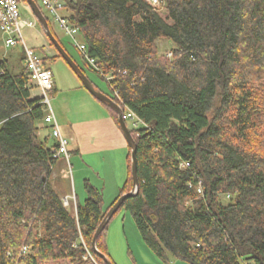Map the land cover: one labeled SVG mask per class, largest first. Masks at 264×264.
<instances>
[{
  "label": "trees",
  "instance_id": "1",
  "mask_svg": "<svg viewBox=\"0 0 264 264\" xmlns=\"http://www.w3.org/2000/svg\"><path fill=\"white\" fill-rule=\"evenodd\" d=\"M64 1L101 73L76 49L84 65L111 75L105 95L143 124L130 129L139 189L120 208L144 244L163 261L264 264V0ZM157 40L172 45L170 58ZM11 66L0 60V264H105L91 241L132 188L130 151L113 203L104 209L102 192L86 180L70 213V183L54 176L64 162L54 157L59 142L44 123L46 106L31 98L26 67ZM107 225L96 246L113 263ZM23 245L31 248L24 257Z\"/></svg>",
  "mask_w": 264,
  "mask_h": 264
},
{
  "label": "rangeland",
  "instance_id": "2",
  "mask_svg": "<svg viewBox=\"0 0 264 264\" xmlns=\"http://www.w3.org/2000/svg\"><path fill=\"white\" fill-rule=\"evenodd\" d=\"M34 1L46 17L51 32L67 49L70 57L76 63V65L80 69H83L84 72H82L85 77H87L88 80L102 93L110 94L107 81L102 79L95 72L86 68L69 36L66 35V33L59 27L58 23H56L40 6L39 0ZM18 11L21 20L31 21L34 23V18L26 9V3L24 0H19ZM64 12L65 10L61 11V14L63 15ZM159 13L162 17L166 16L163 9H159ZM22 37L27 46L34 48L37 55H39L44 60V63L48 65L52 72L53 78L55 79L57 85V90L54 93H49L48 98L50 100V105L57 123L60 127V131L63 137H65L63 128L69 123H72V120H79L81 117H83V115L87 116L90 113L96 112L98 109H103L104 106L96 101L81 86L79 79L62 59H57L55 61L48 59L49 57L55 56L56 51L48 44L45 33L38 21L33 29L29 27L22 29ZM78 38L79 36L76 37V41L80 43V39ZM156 45L159 54L170 58L167 54L172 53L173 49L172 45L168 41L157 40ZM42 49H44V51H42ZM22 51L23 48L21 45H18L13 49H5L0 34V60L6 59L8 62H12L10 59L20 57ZM47 56L49 57L47 58ZM12 70L15 72V69ZM33 91L36 95H42L38 88L34 89ZM126 124L127 128L130 129V123L127 122ZM44 133H46L44 130L40 131L38 134L39 137L45 135ZM60 160V162H64L62 172L58 175L56 173L54 176H60L62 181H66L67 184L70 183L68 184L70 186V192L68 191L70 195L69 198H67L69 203L68 205L65 204L64 206L70 211V213L75 214L74 197L77 194L80 202H82L83 198H85V194L82 189L79 191V187L78 189L74 187L71 172L69 179L68 170H70V166L68 161L64 157H61ZM62 183H60V185ZM90 184L93 185L91 182ZM102 195H104L103 208L106 209L113 203L114 197H111V193L109 194L108 191H103ZM105 243L107 246L108 255L114 264H188L172 257L171 255H168L167 261L157 258L144 244L131 214L124 208H120L108 223L105 233ZM29 249L30 254L31 248L29 247ZM91 259L94 261L92 256Z\"/></svg>",
  "mask_w": 264,
  "mask_h": 264
},
{
  "label": "crops",
  "instance_id": "3",
  "mask_svg": "<svg viewBox=\"0 0 264 264\" xmlns=\"http://www.w3.org/2000/svg\"><path fill=\"white\" fill-rule=\"evenodd\" d=\"M27 5L26 3V9L33 16L34 20H36L31 9L27 8ZM1 37L3 42L2 34ZM47 42L50 45L48 39ZM32 49L34 50V48ZM23 56L22 51L20 57L10 59L12 60V62L9 61L12 65L11 69H15L18 72L22 66L24 67ZM49 58L52 61L60 59L57 57V51L55 52V56ZM45 65L48 67L47 64ZM53 80V89L56 92L57 85L54 78ZM28 83L31 98H39L40 96L36 95L33 91L37 89L34 82L29 79ZM104 108L98 109L96 112L90 113L87 116L83 115L79 120H72V123H69L63 128V132L65 135L64 138L68 142L69 179L71 172L74 187L77 189L79 187V191L81 189L83 190L84 182L87 180L100 190L102 194L103 191H108L109 194L111 193V197H114L115 200L129 174V147L114 117ZM69 195L70 193L64 198H69ZM76 197L80 202L76 194L74 197L75 203ZM74 209L76 211V204Z\"/></svg>",
  "mask_w": 264,
  "mask_h": 264
},
{
  "label": "built area",
  "instance_id": "4",
  "mask_svg": "<svg viewBox=\"0 0 264 264\" xmlns=\"http://www.w3.org/2000/svg\"><path fill=\"white\" fill-rule=\"evenodd\" d=\"M151 3H157L158 0H150ZM18 2L19 0H0V32L3 36V43L6 49H13L18 45H21L23 48V62L29 73V79L34 82L35 86L40 90L42 99V103L45 104L47 113L44 117V123L51 127L52 136L55 137L59 142V147L55 150L54 157H64L67 161L69 159V152L67 149L68 142L62 136L56 118L52 112L50 106V100L48 98V94L52 91L54 86V80L51 70L45 65L44 60L37 55L35 50L28 47L22 37V29L29 27L33 28L37 23V20H34V23L31 21L21 20L19 17L18 11ZM40 6L46 11V13L56 22L59 27L66 33L67 36L72 40L76 49L83 54L84 59L88 63V65L101 73L99 67L95 63V61L90 58L85 53V46L82 43H78L76 41V37L78 35V31L74 28L64 14H61V11H64L65 1L64 0H39ZM27 8L29 6L27 5ZM169 57L172 56V53L167 54ZM107 82L112 80L111 75H107L104 77ZM117 95L116 93H114ZM123 119L125 123H130V129H137L142 126V122L136 115L128 110H123ZM182 168L188 166V164H182ZM197 193L201 194L202 189L200 186L197 188ZM68 199L65 198L63 200V204L68 205ZM80 242L83 247L86 249L83 240L80 238ZM29 247L23 245L20 249V255L26 256L29 254ZM91 256L88 255L84 257V259Z\"/></svg>",
  "mask_w": 264,
  "mask_h": 264
},
{
  "label": "water",
  "instance_id": "5",
  "mask_svg": "<svg viewBox=\"0 0 264 264\" xmlns=\"http://www.w3.org/2000/svg\"><path fill=\"white\" fill-rule=\"evenodd\" d=\"M25 2L29 5L34 17L39 22L40 26L42 27L45 36L49 40V42L54 46L58 54L61 56L62 60L67 64L70 70L76 75V77L81 82L83 88L98 102L104 103L105 105L109 106L117 115V120L119 124V128L125 137V140L128 144L129 151H130V172L132 177V188L128 193L121 195L117 201L112 205V207L108 210L105 214L104 218L102 219L101 223L99 224L98 228L96 229L92 241H91V249L92 251L99 255L105 264H113L107 256L99 252L97 249L96 243L98 240L99 235L104 230L106 225L109 223L113 215L119 210L123 201L127 197L134 196L138 192V178H137V169H136V144L134 139L132 138L131 132L127 128V125L123 119V109L110 97L102 93L98 90L89 80L81 69L76 65V63L72 60L69 54L64 50L58 40L55 38L53 33L50 30L49 23L42 13L41 9L38 7L34 0H25Z\"/></svg>",
  "mask_w": 264,
  "mask_h": 264
}]
</instances>
